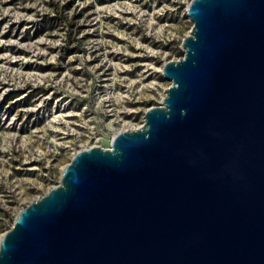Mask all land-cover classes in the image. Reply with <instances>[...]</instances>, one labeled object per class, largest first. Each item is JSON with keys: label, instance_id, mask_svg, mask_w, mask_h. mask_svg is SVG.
<instances>
[{"label": "water", "instance_id": "water-1", "mask_svg": "<svg viewBox=\"0 0 264 264\" xmlns=\"http://www.w3.org/2000/svg\"><path fill=\"white\" fill-rule=\"evenodd\" d=\"M142 124L80 149L0 264H264V0H190Z\"/></svg>", "mask_w": 264, "mask_h": 264}, {"label": "rangeland", "instance_id": "rangeland-1", "mask_svg": "<svg viewBox=\"0 0 264 264\" xmlns=\"http://www.w3.org/2000/svg\"><path fill=\"white\" fill-rule=\"evenodd\" d=\"M190 0H0V237L72 152L142 123Z\"/></svg>", "mask_w": 264, "mask_h": 264}, {"label": "built area", "instance_id": "built-area-1", "mask_svg": "<svg viewBox=\"0 0 264 264\" xmlns=\"http://www.w3.org/2000/svg\"><path fill=\"white\" fill-rule=\"evenodd\" d=\"M142 122H143V118H142ZM141 124H142V123H141ZM141 124H138L137 126H132V127L128 128V129L137 128V127H139ZM121 130H125V129H121ZM118 131H120V130H118ZM118 131H117V132H118ZM117 132H115L114 135H115ZM114 135H113V136H114ZM113 136H112V137H113ZM90 146H91V145H90ZM87 147H88V146H87ZM83 148H86V147H82L81 149H83ZM79 150H80V149H79ZM79 150H76V151L72 152V153H73V154H72V157H73V156L75 155V153L78 152ZM72 157H71V158H72ZM53 187H54V186H53Z\"/></svg>", "mask_w": 264, "mask_h": 264}, {"label": "bare ground", "instance_id": "bare-ground-1", "mask_svg": "<svg viewBox=\"0 0 264 264\" xmlns=\"http://www.w3.org/2000/svg\"><path fill=\"white\" fill-rule=\"evenodd\" d=\"M128 129V128H127Z\"/></svg>", "mask_w": 264, "mask_h": 264}]
</instances>
